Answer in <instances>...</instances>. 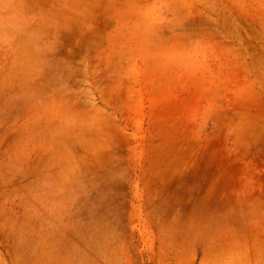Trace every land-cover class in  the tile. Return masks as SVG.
<instances>
[{"label":"rangeland","instance_id":"rangeland-1","mask_svg":"<svg viewBox=\"0 0 264 264\" xmlns=\"http://www.w3.org/2000/svg\"><path fill=\"white\" fill-rule=\"evenodd\" d=\"M3 6L0 264H264V0Z\"/></svg>","mask_w":264,"mask_h":264},{"label":"crops","instance_id":"crops-1","mask_svg":"<svg viewBox=\"0 0 264 264\" xmlns=\"http://www.w3.org/2000/svg\"><path fill=\"white\" fill-rule=\"evenodd\" d=\"M8 1H14V0H0V15H1V13H2V11H3V5L5 4V3H8ZM15 1H19V0H15ZM4 3V4H3ZM97 7L99 6L98 4H99V1H97ZM48 143H50V141H47ZM50 177V176H49ZM49 184H50V181H49V183L47 184V188L49 187Z\"/></svg>","mask_w":264,"mask_h":264}]
</instances>
